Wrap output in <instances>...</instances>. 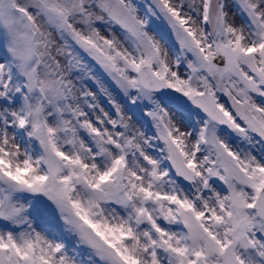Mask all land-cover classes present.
I'll list each match as a JSON object with an SVG mask.
<instances>
[{
  "label": "snow or ice",
  "instance_id": "1",
  "mask_svg": "<svg viewBox=\"0 0 264 264\" xmlns=\"http://www.w3.org/2000/svg\"><path fill=\"white\" fill-rule=\"evenodd\" d=\"M0 264H264V0H0Z\"/></svg>",
  "mask_w": 264,
  "mask_h": 264
}]
</instances>
